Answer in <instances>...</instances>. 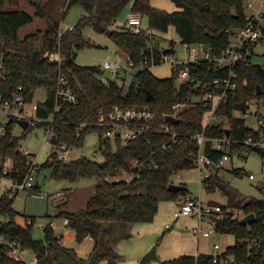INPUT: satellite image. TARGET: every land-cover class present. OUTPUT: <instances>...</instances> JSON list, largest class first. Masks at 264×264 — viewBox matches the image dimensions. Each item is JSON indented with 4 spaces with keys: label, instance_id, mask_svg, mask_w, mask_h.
Returning <instances> with one entry per match:
<instances>
[{
    "label": "trees",
    "instance_id": "16d2710c",
    "mask_svg": "<svg viewBox=\"0 0 264 264\" xmlns=\"http://www.w3.org/2000/svg\"><path fill=\"white\" fill-rule=\"evenodd\" d=\"M22 1L33 10L32 13L22 9ZM171 1L174 9L165 11L151 5L150 0H64L61 19H55L48 9V0H0V57L5 67L0 92L7 98L17 93L26 103L32 102L36 90L43 89L46 93L44 100L36 101L34 115L39 121L34 126H27L18 136L13 133L15 119H11L4 132L0 131V172L9 160L10 176L18 182L23 179L30 164L28 156L18 148L19 139L34 127H46L49 118H53L55 131L52 142H64L78 148L86 134L96 132L98 151L103 155L100 161L84 156L63 160L52 152L36 168V174L49 169L50 177L55 180L72 183L81 178L96 180L94 192L83 208L76 211L61 209L68 203L67 197L57 203L60 210L54 215L65 219V226L73 230L77 242L86 237L92 239L87 257L63 246V236L55 232L51 222L43 225L42 239L33 238L31 231L36 216L24 215V224H20L16 221L18 212L13 207L15 196L0 195V233L17 239L21 246L32 250L36 259L34 264H97L101 259L107 264H116L121 256L114 251L113 245L131 236L134 223L151 221L160 201L187 197V187L171 191L168 185L172 183L173 174L193 168L192 154L198 150L197 143L191 138L193 134L203 132L208 138L225 137L228 130V138L233 141L230 155L251 150L254 145L246 142L248 137L252 142L264 143V125L254 129L241 116L235 115V112H244L251 102L261 104L264 100V63H239L234 68L237 86L229 90L216 106L214 114L219 121L205 127L203 118L211 109V101H193V97L203 93V88L197 84L212 81L226 71L214 63H194L189 68L190 79L177 85L173 71L169 77H157L148 66H143L144 59H149L151 54L156 63L159 61L157 35H165L169 26L174 27L183 44L203 43L218 55L229 41L228 30L245 25L243 0ZM128 4L131 10L147 17L148 26L153 31L151 35L134 33L125 25L120 29L111 27ZM74 5L82 9V14L72 30L59 35L60 22ZM34 20L39 21L38 28L21 37L19 29ZM86 27L106 35L120 54L130 58V67L135 70L131 82L118 77L105 85L101 81L103 70L100 65L75 62L76 51L91 45L84 36ZM173 42L169 39L170 45L173 46ZM51 51L60 52L59 62L47 59L46 53ZM60 76L77 93L76 103L56 99ZM257 85L262 90L260 94L256 93ZM149 95L151 99L147 98ZM179 101L185 103L176 113L179 121L166 122L177 132V143L172 150L160 153L159 144L168 142L169 136L160 133L158 125L164 123V115L171 114L172 106ZM116 103L150 108L155 114L148 123L149 129L137 139L121 145L118 139L113 141L103 136L106 126H79L83 121H96L99 110H109ZM204 152L213 162L224 153L213 148L210 140L205 143ZM135 158L146 163L154 161L157 166L134 169L138 176L130 182L116 179V169L131 171L129 163ZM221 168L208 166L209 175L202 184L207 191L218 189L226 196V203L220 204L221 215L215 219L213 230L233 235V244L215 255L183 253L146 264H264V187L260 189L262 195L259 197L243 195L220 175ZM231 172L239 173L240 168L233 167ZM39 188L37 183L27 193L37 192ZM248 213L254 215V220L241 223L240 219ZM3 262L26 264L8 256Z\"/></svg>",
    "mask_w": 264,
    "mask_h": 264
},
{
    "label": "built area",
    "instance_id": "2783aa9c",
    "mask_svg": "<svg viewBox=\"0 0 264 264\" xmlns=\"http://www.w3.org/2000/svg\"><path fill=\"white\" fill-rule=\"evenodd\" d=\"M257 3L258 5L256 6ZM244 8L245 25L243 27L228 30L230 34L229 41L218 55L213 54L203 43H184V56L179 57L174 47L168 43L166 47L158 46L159 61L157 63L155 62L153 54H151L149 59L145 58L143 61V66H148V68L163 63L168 64L171 67V72L173 71L175 74L177 85H182L190 79L189 68L190 65L194 63H214L219 69L224 72L226 71V73L215 77L212 81H204L197 84V86L203 88V93L197 96L199 97L197 100L207 99L211 101V109L206 111L203 118L204 127L218 122L219 118L214 114L216 106L229 90L236 88L237 73L234 71V68L239 63H264V0H249L244 4ZM125 27L129 28L134 33L145 32L148 35L153 33L149 26L142 25V16L131 10V8L126 18ZM73 28L74 24L69 25L60 22L58 34L60 35L66 30H72ZM46 56L49 61H60L59 51L48 52ZM257 58H261L263 61L256 62ZM100 66L103 71L108 70L115 76V79L118 77L126 78V76L129 75L130 80H128V82L133 80L132 78L135 70L130 67L131 61L129 57H124L123 62L118 58L105 60ZM4 70L3 60L0 57V79L3 77ZM101 81L103 84L108 85L110 79L105 78L102 74ZM18 89H20V86ZM55 95L57 100L69 103H76L78 101L77 93L68 86L67 80L63 76H60L58 79ZM193 101L195 100L193 99ZM29 104L30 103H26L17 93H13L10 98H7L0 92V114L7 117L6 121H0V131L2 133L4 132L6 124L11 119H15L16 123L19 119H25L27 121V126H34L36 122L39 121L34 115L36 102L32 104L33 114L27 116L24 110ZM184 106V102H176L172 106L173 112L171 114H165L164 117L166 115L176 117V113ZM154 114L155 113L147 106H129L123 103H116L113 104L109 110H99L96 121H83L79 126H106V130L103 133L104 137H109L113 141L118 139L121 145H126L130 140L137 139L140 134L149 129L148 123L153 120ZM240 116L245 120L248 126L254 129H258L264 125V112L260 111L258 108L253 109L249 105L244 112L240 113ZM47 121L49 124L45 127L43 143H49L51 146L57 148L56 151L52 152H55L58 158L68 160L67 153L69 152V148L72 147L64 142H52V138L55 136V131L52 126L53 118H49ZM166 122L167 121H164V123L158 125V131L169 136L168 142L159 144L158 150L160 153L172 150L174 144L177 143V132L174 130L173 126ZM191 138L198 145L197 152L192 154V164L193 168L198 171L201 178L200 181L202 182V180L209 175L206 169L208 166L221 167L222 164L229 159L233 141L226 136L208 138L203 132L195 133ZM209 140L212 142L213 148L224 151L222 156L214 162L204 152L205 143ZM246 142H250L264 150V143L261 141L252 142L248 137ZM21 152L28 156L30 168L23 179L18 182L14 181L10 176V161L8 160L5 162V166L0 172V195L6 194L15 196L20 190L28 192L38 183L36 180V168L39 163L36 160V155L31 153L28 149L21 150ZM156 166L157 163L154 161L146 163L145 161L135 158L129 163L131 171L124 168L116 169L117 174L115 178H121L126 182H130L133 178L138 176V172H134V169L142 170L147 167L152 168ZM178 172H183V170ZM248 177L253 179L254 176L249 174ZM174 214L175 216L186 215L195 218L198 225L194 227V231L199 235L208 236L210 230H206L205 227L200 224L208 223L213 229L215 219L219 218L221 215V205L210 204L200 198L188 196L179 201L177 210ZM255 243L256 242H254L253 245H255ZM213 247L214 249H218L219 245L214 244ZM29 250L30 249L21 246L17 239L0 233V264H8L3 262L5 256L17 261L26 262V264H34L35 262L30 263L25 259L24 254L28 253ZM213 254L215 255L216 253ZM215 260L216 258L214 261Z\"/></svg>",
    "mask_w": 264,
    "mask_h": 264
},
{
    "label": "rangeland",
    "instance_id": "374dc122",
    "mask_svg": "<svg viewBox=\"0 0 264 264\" xmlns=\"http://www.w3.org/2000/svg\"><path fill=\"white\" fill-rule=\"evenodd\" d=\"M247 1L249 0H243L244 4H246ZM151 2L154 6L165 11H171L174 9V4L171 0H151ZM21 4L23 10L29 13L33 12V10L24 1H22ZM64 5V0H48L47 2L48 9L55 19H61L62 6ZM257 5L258 3L256 6ZM129 12L130 7L126 6L111 27L113 29H120L124 26ZM81 14L82 9L79 6H71L67 11L64 20H61V22L73 25L76 23ZM38 24L39 21L34 20L32 23L22 26L18 31L19 35L22 37L25 34L34 31L38 28ZM142 25L148 26L146 16H142ZM84 36L90 41L91 45L76 51L75 62L77 64L101 65L103 61L111 60L113 58H118L122 62L124 61V56L120 54L116 45L106 35L95 32L90 27H86L84 29ZM165 36L166 37H163V39H157L160 42V46L166 47L169 43V39H172L174 41L173 47L176 54L179 57H183L184 44L178 38L173 26H169ZM256 60V62L263 61L261 58H257ZM150 70L157 77H169L171 74V67L166 63L152 66L150 67ZM126 78L127 80H130L129 75H127ZM45 97L46 93L43 89L36 90L34 99L24 110L25 114L27 116L32 115V104L38 100H44ZM198 98L199 97L197 96L193 97L195 101ZM250 106L253 109L258 108L260 111L264 112L263 105L261 104L251 102ZM235 115L240 116V112H235ZM6 120L7 117L0 114V121L4 122ZM223 123L226 124L225 121ZM23 131V128L18 123H15L13 133L19 136L23 133ZM44 132L45 127H34L31 130H28L25 135L19 139L18 143V148L20 150L28 149L31 153H34L38 163L44 162L52 151L57 150V148L51 146L49 143H43ZM112 148H114V146H112ZM79 156H84L97 161L102 160L103 155L100 151H98V134L96 132H89L86 134L81 147L69 148V152L67 153L68 159ZM233 167L240 168V172H231ZM219 173L226 181H228L229 185L238 190L239 193L246 196L252 195L259 197L262 195L260 189L264 187V154H261L253 149L241 153L234 152L230 155L229 159L222 164V168ZM248 174H252L254 176L253 179H250ZM36 180L38 181L40 187L37 192L27 193L25 190H20L15 195L13 207L18 212L16 221L20 224H24V215H35L36 220L31 231L32 237L35 239L43 238V225L51 222L53 229L58 235L62 234L64 237L65 234H70V237H62L61 242L63 246L73 248L81 257H87L89 250L93 245L92 241L84 239L82 242H77L74 232L70 228L63 225V219L55 217L54 215L60 210V208L57 207V203L62 202L64 200L63 198L67 199V197L70 201L68 204H65L67 206L63 205L65 210L76 211L83 208L92 192H94L96 180L94 178H81L73 183L68 180H55L50 177L49 169L40 171L36 175ZM200 180L201 178L195 168L178 172L171 176V182H173V184L184 183L186 185L188 195L193 197L196 196L203 201L208 199L218 200L224 205L226 199L225 196L218 190H215L216 192L206 191ZM70 194H72V198ZM182 199L184 198L177 199L176 201H180ZM172 201H169L171 203L168 204L174 203ZM175 206L177 207L178 205L176 204ZM187 217L193 218L191 216ZM200 225L204 226L206 230H210L209 236H201L197 233L194 235L196 239H199L202 251L206 253H220L234 239L231 234L216 232L208 223H201ZM195 238L193 237V239ZM214 244H218L219 248L214 249ZM24 256L27 262L33 263L36 261L35 254L32 250H29L28 253L24 254Z\"/></svg>",
    "mask_w": 264,
    "mask_h": 264
},
{
    "label": "crops",
    "instance_id": "0c3cea01",
    "mask_svg": "<svg viewBox=\"0 0 264 264\" xmlns=\"http://www.w3.org/2000/svg\"><path fill=\"white\" fill-rule=\"evenodd\" d=\"M150 3L151 5H153L151 0ZM127 6L131 7L130 4H128ZM161 35L162 34H159L157 36L163 39ZM158 46H160L159 41H158ZM179 184L183 185L182 183ZM217 190L218 189H216V191ZM216 191L214 190L213 192ZM70 195L72 198V194ZM69 201L70 199L68 198V203ZM169 201L172 200L160 201L157 206V211L151 221L134 223L133 226L131 227V236L128 238H122L113 245L114 251L121 256L117 260L116 264H140L139 260L141 256L145 252H147L151 248V246L154 243H156L157 240L158 243H156L157 245L156 253L161 260L170 259L178 255H181L183 253H189V254L206 253L202 251L200 247L199 239L198 238L196 239L194 236L196 233L194 231V227L198 225L197 220L195 218L187 217L186 215L175 216L174 213L178 207V206L176 207L175 205L176 204L178 205L179 200L172 201L175 204L174 203L168 204L171 203ZM205 201L223 204L220 201L214 199H208ZM225 203H226V199H225ZM64 206L61 209H64ZM65 223H66L65 219H63L64 226ZM223 234H227V233H223ZM66 237H70V234L68 235L65 234L63 238ZM193 237L195 239H193ZM85 240L92 241L90 237H86ZM233 242L234 239L228 245L233 244ZM207 253H213V252H207ZM97 264H107V263L105 259H101L97 262Z\"/></svg>",
    "mask_w": 264,
    "mask_h": 264
},
{
    "label": "water",
    "instance_id": "95a60500",
    "mask_svg": "<svg viewBox=\"0 0 264 264\" xmlns=\"http://www.w3.org/2000/svg\"><path fill=\"white\" fill-rule=\"evenodd\" d=\"M103 76L105 78L115 80V76H113L108 70L103 71ZM261 92H262V90H261L260 86L257 85V92L256 93L260 94ZM147 98L151 99V96L149 95ZM261 104L263 105V108H264V100H262ZM164 119H165V121L172 122V123H176L179 121V119L177 117H174L171 115H166ZM17 123L23 129L27 128V121L25 119H19V120H17ZM228 133H229L228 130H226V137H228ZM252 149L257 151V152H260L261 154H264V150H262L259 146L254 145L252 147ZM168 189L171 191L184 190V189H186V186L181 185V184L170 183L168 185ZM253 220H254V215L252 213H248L240 219V222L241 223H247V222H250ZM159 260H160V258L157 256V253H156V244H153L151 246V248L141 256L139 262H140V264H146V263H150V262H158Z\"/></svg>",
    "mask_w": 264,
    "mask_h": 264
}]
</instances>
